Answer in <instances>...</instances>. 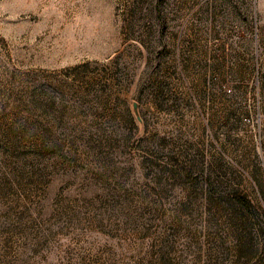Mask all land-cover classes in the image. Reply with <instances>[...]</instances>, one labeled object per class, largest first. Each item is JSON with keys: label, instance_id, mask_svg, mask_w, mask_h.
Segmentation results:
<instances>
[{"label": "rangeland", "instance_id": "obj_1", "mask_svg": "<svg viewBox=\"0 0 264 264\" xmlns=\"http://www.w3.org/2000/svg\"><path fill=\"white\" fill-rule=\"evenodd\" d=\"M0 264H264V0H0Z\"/></svg>", "mask_w": 264, "mask_h": 264}, {"label": "water", "instance_id": "obj_2", "mask_svg": "<svg viewBox=\"0 0 264 264\" xmlns=\"http://www.w3.org/2000/svg\"><path fill=\"white\" fill-rule=\"evenodd\" d=\"M132 112L135 116V118L139 121V122H142V119H141V116L139 114V110H138V107H137V102L133 101L132 102Z\"/></svg>", "mask_w": 264, "mask_h": 264}]
</instances>
